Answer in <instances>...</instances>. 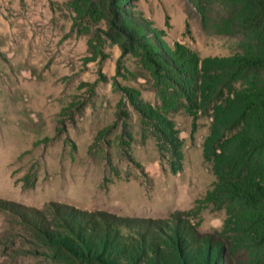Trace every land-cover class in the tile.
<instances>
[{"label":"rangeland","instance_id":"obj_1","mask_svg":"<svg viewBox=\"0 0 264 264\" xmlns=\"http://www.w3.org/2000/svg\"><path fill=\"white\" fill-rule=\"evenodd\" d=\"M128 4L162 31L168 47L196 52L204 74L206 60L239 51L237 35L204 26L190 0ZM73 15L69 0H0V264H100L49 236L67 237L71 247L96 242L107 256L104 223L130 245L151 236L165 263L169 240L179 264H201L207 249L210 264H246L205 157L213 102L196 115L168 114L173 134L163 136L113 86L117 80L135 88L143 103L157 107L149 73L129 55L119 60L109 41L105 58L88 61L90 35L72 29ZM97 27L103 26L89 23L91 31ZM63 214L83 216L84 228L70 233ZM209 216L224 219L222 231L202 230ZM118 253L124 264L154 257L147 251L131 262Z\"/></svg>","mask_w":264,"mask_h":264},{"label":"trees","instance_id":"obj_2","mask_svg":"<svg viewBox=\"0 0 264 264\" xmlns=\"http://www.w3.org/2000/svg\"><path fill=\"white\" fill-rule=\"evenodd\" d=\"M131 1L69 0L74 13L72 29L90 35L86 59L105 58L102 47L106 41L119 48V60L126 55L137 59L149 73L159 105L143 103L137 89L121 86L117 80L113 86L123 93L143 122L163 136L173 134L168 114L184 109L196 115L200 107L213 102L204 152L217 178L214 192L229 215L235 249L246 264H264V0H190L204 26L208 23L216 34L237 35L239 39V51L205 61V74L196 52L179 43L168 47L162 31L128 7ZM214 7L219 8V13L212 17ZM89 23H101L103 27L91 31ZM116 75L121 76L119 68ZM63 112L70 114L71 106ZM79 218L81 221L83 216L73 214L71 218L63 214L60 219L64 228L74 234L78 225L84 228ZM104 228L106 242L102 247L111 242L107 256L98 254L96 242L71 247L72 240L67 237L49 238L56 246L70 248L78 256L86 251L84 260L100 264H124L117 257L119 249L131 262L149 251L154 254L152 264H179L178 250L169 240L164 241L170 260L165 263L155 251L157 245L151 236L140 235L141 243L136 240L130 245L120 235L112 234L106 223ZM207 251L209 255L211 251ZM208 255L201 264H210ZM212 264L221 263L217 260Z\"/></svg>","mask_w":264,"mask_h":264},{"label":"clouds","instance_id":"obj_3","mask_svg":"<svg viewBox=\"0 0 264 264\" xmlns=\"http://www.w3.org/2000/svg\"><path fill=\"white\" fill-rule=\"evenodd\" d=\"M223 227L224 219L220 216H209L201 225L202 230L206 233L222 231Z\"/></svg>","mask_w":264,"mask_h":264}]
</instances>
